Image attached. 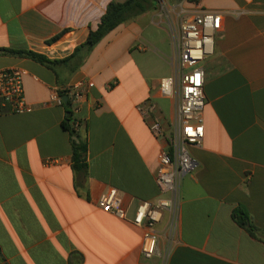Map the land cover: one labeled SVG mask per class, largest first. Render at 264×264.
Instances as JSON below:
<instances>
[{"label":"crops","instance_id":"crops-1","mask_svg":"<svg viewBox=\"0 0 264 264\" xmlns=\"http://www.w3.org/2000/svg\"><path fill=\"white\" fill-rule=\"evenodd\" d=\"M123 1L0 0V49L63 60L96 30L110 2ZM191 9L222 15L213 55L203 62L204 138L189 149L197 167L180 181L173 238L168 244L165 215L151 259L140 255L142 230L130 221L140 201L159 196L154 174L162 143L147 122L166 127L172 116L160 94L171 72L157 75L144 49L164 52L167 32L156 11L120 24L79 67L0 56V70L23 71L33 108L0 112V264H264V0H201ZM86 80L92 87L76 115L87 143L81 177L62 127L65 107L49 96ZM147 102L150 118L137 111ZM49 159L56 164L46 166ZM109 188L128 208L127 220L98 208ZM238 206L258 238L232 220Z\"/></svg>","mask_w":264,"mask_h":264},{"label":"built area","instance_id":"built-area-1","mask_svg":"<svg viewBox=\"0 0 264 264\" xmlns=\"http://www.w3.org/2000/svg\"><path fill=\"white\" fill-rule=\"evenodd\" d=\"M201 0H156V16L166 29L171 54V74L160 83V94L170 100L172 116L166 127L156 119H149L148 130L162 146L157 153L154 180L159 196L154 201H140L130 223L142 230L140 255L151 259L159 254L158 225L167 215L166 236L171 242L177 226L180 202V181L190 174L197 163L190 154V147L198 146L204 138V69L203 62L214 52V38L221 29L222 15L217 12L192 10ZM23 71L17 68L0 70V112L14 115L29 114L32 106L26 101ZM92 82L89 80L68 85L63 94L52 91L49 102L64 106L67 96L72 113V127L80 130L82 122L77 118L80 104L88 96ZM153 106L147 102L137 107L145 118H150ZM56 160L45 161L46 166ZM98 208L121 220H127L128 208L123 206L118 191L109 188L97 200ZM166 254L164 255V259Z\"/></svg>","mask_w":264,"mask_h":264},{"label":"trees","instance_id":"trees-1","mask_svg":"<svg viewBox=\"0 0 264 264\" xmlns=\"http://www.w3.org/2000/svg\"><path fill=\"white\" fill-rule=\"evenodd\" d=\"M178 1V0H169ZM156 0H124L123 2H110L106 12L101 17L96 30H91L84 43L78 46L74 52L63 60H50L47 57L28 51V50H13L7 48L0 49V56H16L30 59L46 67H52L57 64L74 61L75 67L81 66L91 50L98 44L109 32L113 31L120 24L128 20L135 19L137 16L156 9ZM60 35L55 36L50 42L56 41ZM66 114L62 127L68 131L71 137L72 150V169L75 174H80L81 177L86 175V155L87 143L79 136V131L72 127V113L70 104L64 105ZM232 220L250 236L258 238V229L253 225L247 211L238 206L231 213ZM264 242V234L261 237Z\"/></svg>","mask_w":264,"mask_h":264},{"label":"rangeland","instance_id":"rangeland-1","mask_svg":"<svg viewBox=\"0 0 264 264\" xmlns=\"http://www.w3.org/2000/svg\"><path fill=\"white\" fill-rule=\"evenodd\" d=\"M180 0L176 1L179 2ZM163 50L164 52L162 55L159 57L158 54L154 50H152V47H144L145 49V55L150 59L152 63V67L154 70L157 72V75L159 76H166L169 75L171 72V68L169 65V57L171 54V45L169 38L167 34H164L163 37ZM165 115L169 116V109L166 108L165 110ZM167 238V236H166Z\"/></svg>","mask_w":264,"mask_h":264},{"label":"water","instance_id":"water-1","mask_svg":"<svg viewBox=\"0 0 264 264\" xmlns=\"http://www.w3.org/2000/svg\"><path fill=\"white\" fill-rule=\"evenodd\" d=\"M62 102H63V105H67L68 104V98H67V96H63L62 97Z\"/></svg>","mask_w":264,"mask_h":264}]
</instances>
